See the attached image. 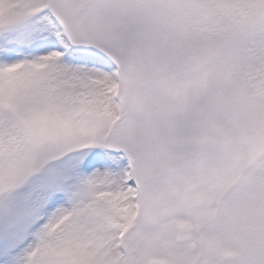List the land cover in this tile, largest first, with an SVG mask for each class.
<instances>
[{"label": "snow or ice", "instance_id": "1", "mask_svg": "<svg viewBox=\"0 0 264 264\" xmlns=\"http://www.w3.org/2000/svg\"><path fill=\"white\" fill-rule=\"evenodd\" d=\"M0 264H264V0H0Z\"/></svg>", "mask_w": 264, "mask_h": 264}]
</instances>
